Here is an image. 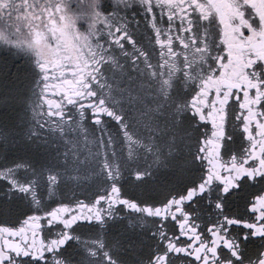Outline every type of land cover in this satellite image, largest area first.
<instances>
[{"label": "rangeland", "instance_id": "1", "mask_svg": "<svg viewBox=\"0 0 264 264\" xmlns=\"http://www.w3.org/2000/svg\"><path fill=\"white\" fill-rule=\"evenodd\" d=\"M190 6L187 0H0V165L8 166L20 197L0 199V217L22 214L27 205L77 209L147 161L179 168L190 145L179 111L184 76L203 61L199 9ZM129 33L142 36L138 46H123ZM168 42L173 57L163 51ZM140 51L143 59L133 62ZM73 93L102 101L109 116L93 125L89 110L75 106L63 111L69 120L47 118L44 97L66 102ZM31 177L36 188L24 181ZM133 217H106L113 222L108 230L79 225L75 233L83 241L129 244L140 237Z\"/></svg>", "mask_w": 264, "mask_h": 264}, {"label": "flooded vegetation", "instance_id": "2", "mask_svg": "<svg viewBox=\"0 0 264 264\" xmlns=\"http://www.w3.org/2000/svg\"><path fill=\"white\" fill-rule=\"evenodd\" d=\"M187 1L199 9L203 61L183 80L179 111L190 145L179 168L147 161L77 209L27 205L22 214L0 217V264H264V0ZM123 36V46L142 40ZM163 51L174 56L170 42ZM43 106L60 122L75 106L89 110L93 125L109 116L102 101L75 93L66 102L44 97ZM7 177L8 166L0 165L2 200L16 196ZM32 178L25 183L37 187ZM106 217L135 218L140 237L113 246L75 233L79 225L108 230ZM127 248L130 259L119 257Z\"/></svg>", "mask_w": 264, "mask_h": 264}, {"label": "snow or ice", "instance_id": "3", "mask_svg": "<svg viewBox=\"0 0 264 264\" xmlns=\"http://www.w3.org/2000/svg\"><path fill=\"white\" fill-rule=\"evenodd\" d=\"M231 193H229V195H230Z\"/></svg>", "mask_w": 264, "mask_h": 264}]
</instances>
